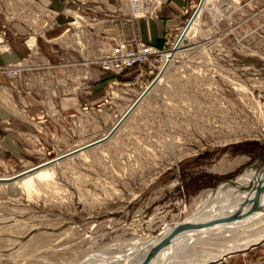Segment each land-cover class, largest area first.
I'll list each match as a JSON object with an SVG mask.
<instances>
[{
	"label": "rangeland",
	"instance_id": "obj_1",
	"mask_svg": "<svg viewBox=\"0 0 264 264\" xmlns=\"http://www.w3.org/2000/svg\"><path fill=\"white\" fill-rule=\"evenodd\" d=\"M196 1L158 50L171 48ZM64 2L58 10L71 19L49 17L55 24L46 28L30 4L51 9L53 3L0 0V66L26 68L15 79L0 74V89H8L0 91V177L103 141L139 105L111 139L59 162L51 178L36 179L32 188L0 184V264H131L142 241L166 239L200 213L202 197L248 171L264 172V0H212L209 12L207 3L197 34L167 54L174 61L188 48L176 64L184 71L171 69L173 77H162L136 104L153 74L135 84L138 67L116 76L98 69L111 46L98 24L101 10L110 21L127 9H112L120 0ZM21 15L37 18L30 29ZM35 36L37 45L28 49ZM12 53L11 65L4 57ZM78 70L101 74L76 78ZM141 82L150 83L140 93ZM256 228L263 232L264 224ZM249 233L206 236L154 264H243L264 254V241L234 252ZM224 251L232 258L222 259ZM211 253L219 257L210 260Z\"/></svg>",
	"mask_w": 264,
	"mask_h": 264
},
{
	"label": "bare ground",
	"instance_id": "obj_2",
	"mask_svg": "<svg viewBox=\"0 0 264 264\" xmlns=\"http://www.w3.org/2000/svg\"><path fill=\"white\" fill-rule=\"evenodd\" d=\"M145 1H149V0H139L137 3H133L129 5V3L126 0H123L122 6L125 9H128L130 6L136 11H140L139 7L142 5V2ZM152 1L154 2L155 6L157 5V2L159 4L158 0H152ZM206 2L207 0L200 1L199 7L196 11L197 13L195 12L193 14L191 18V22L184 29L183 35H180L178 37L176 43L174 44V48L169 51L170 53L173 50L177 49L179 44L182 43L183 40L185 43H187L186 38L190 36V34H194V32L195 33L197 32L196 26ZM141 9L142 12L145 11L143 6H141ZM37 10L39 15H41L42 17L46 14V12L43 9L37 8ZM118 10H122V8L120 7ZM59 16L60 14L58 13L57 17ZM66 16L67 15L65 14L64 17L66 18ZM69 18L71 19L70 16ZM36 19L37 18L34 17L32 18V21L35 23ZM111 22L112 24L110 25ZM130 23H125L121 19H114L110 21L107 20V22H105L103 26L105 28H109L107 31L110 33V35L105 38L107 39L106 43L108 45L110 44L108 38H112L114 44L134 38L131 37L130 35L128 36V33H130L131 31ZM52 24L55 23L52 22L50 25L46 24V26L51 27ZM103 27L101 28L103 29ZM30 43L31 44L27 45L28 49H30V47H33L32 44L37 45V36L32 37ZM169 52L164 54L165 62L158 74H160V72L163 71L162 69L164 65L167 64V62H168V68L174 62L172 61L173 58L167 55ZM172 56L174 57V55ZM9 68L20 69L22 67H16L15 65H12L9 66ZM166 69L167 67L165 68L164 72L160 74L159 77H157L158 76L157 74L156 76L157 78L155 77L156 79L153 81L150 89L145 91L143 90L144 91V92L142 91L143 94L138 98L135 104L140 102V99H142L143 96L148 91L151 92L154 88L157 89L156 84L159 82V80H161L162 77H164ZM181 70L183 72L184 68H180L179 72H181ZM197 72L193 71L191 73L193 75H199L201 71H199L198 73ZM21 75L22 73L18 77H20ZM15 78L16 77H13L12 79ZM7 90H8L7 88L0 89L2 93H7L8 92ZM138 105L139 103L135 106L133 105L134 107L132 106L133 108H131L128 112H124L125 114L121 117V119L117 123H115L113 128H111L110 131L108 130V133H106V135L104 134L105 136L103 135L104 142L105 140L111 139L114 136V134L119 130V128H121L122 124H124V122H126L127 119L130 118V116L133 114L132 112L135 110L136 107H138ZM101 141L92 143L88 146H84V148L82 149L79 147V149L77 148V151L75 149L74 151L69 152L66 155L64 154L59 157L57 156V158L54 159L52 162L43 165L41 164L40 166H36L35 168L29 169L16 176L0 177V184L18 181L15 184L18 183L24 187L32 188L33 187L32 185L34 184L36 179L42 181L51 178L54 171L53 167L56 164L65 161L76 154H81L82 152L87 151L94 146L99 145L100 143L103 142ZM200 200H201L199 203L200 213H197L195 216H193L188 223H185L180 228L172 231L166 239L148 238L145 239V241H142L140 248L136 250L138 251V253L132 256V258H134V261L131 264H154L155 262L158 261L161 262V260L162 262H165L169 259V258L167 259L166 257L173 256L174 254H176V252H182L183 250L185 252L187 251L185 250L187 247L193 248L194 245H197L200 241L203 240V238H206V236H210V235L217 236L215 234L218 233L227 234L229 236L244 237L243 232L245 231H248V233L250 232L249 234L245 235L248 236V238L245 239L246 243L234 247L235 253L241 251L244 252L247 249L251 248L253 245H256L264 241V231L262 232V230L256 228V226L264 224V172L259 173V175H255L254 173H252V171H248L243 176H241L240 179H238L236 182L231 183L230 185L222 188L221 190L205 195ZM230 203H232L233 206H238V204L240 205L242 203L243 204L241 205L242 207L240 206L239 209L235 207L225 209L224 205H229ZM255 231L257 232L258 235L253 237L254 235L252 236L251 233ZM201 243L202 242H200L199 244ZM155 248L157 249L155 250L154 254L150 256L147 260H145V258L149 255V253L153 251V249ZM228 251H224L221 253L222 259L223 258L225 259V257L226 258L229 257ZM218 257L219 254L218 255H216V253L215 255L212 254L210 255V260H214L215 258ZM230 257L232 258V256Z\"/></svg>",
	"mask_w": 264,
	"mask_h": 264
},
{
	"label": "built area",
	"instance_id": "obj_3",
	"mask_svg": "<svg viewBox=\"0 0 264 264\" xmlns=\"http://www.w3.org/2000/svg\"><path fill=\"white\" fill-rule=\"evenodd\" d=\"M75 1L76 0H70V3L73 4L75 3ZM120 1L122 3L123 0ZM126 1L130 5L133 3H137L139 0ZM141 6H143V8L145 9L144 12H142ZM141 6L139 7L140 11H136L129 6V8L127 9V15H125V17H116V19H121L125 23H130L135 19H154L158 16V12L160 9L158 2L155 6L154 2L152 0H149L142 2ZM101 12L103 13V17H105V19H101L100 21H98V24L103 27L105 22H107L109 16L104 10H101ZM102 30L105 38L110 35V33L107 31V28L103 27ZM175 38L177 37L175 36ZM108 40L110 41L111 46L107 51L103 53L102 57H100L98 67H100L101 70L109 72L115 76L121 75L131 68L138 67V73L133 76V81L135 84H137L139 82V79L143 76H150L153 74L155 78L165 62L164 54L172 50L174 48V44L176 43V40L170 42L169 45L171 46V48L163 53L156 48L144 44L142 41L136 38L118 42L115 44L113 43L112 38H108ZM22 68L16 69L9 68V66H0V74H5L10 78L18 77L24 71V69H26ZM139 84L138 85L141 88H143L142 86L146 85H143L142 82ZM243 264H264V254L252 260L243 262Z\"/></svg>",
	"mask_w": 264,
	"mask_h": 264
},
{
	"label": "crops",
	"instance_id": "obj_4",
	"mask_svg": "<svg viewBox=\"0 0 264 264\" xmlns=\"http://www.w3.org/2000/svg\"><path fill=\"white\" fill-rule=\"evenodd\" d=\"M22 1L24 3H26V4L33 3V0H31V1H29V0H22ZM40 1L42 3H44V4H46V5L47 4H50V3L51 4L52 3L54 4L51 9H48L47 7L39 6L37 4L36 5L30 4L34 9H36V10H37V8L38 9H43L46 12V14L43 17L44 18H47V21H44L43 18L41 17L43 26L46 27V28H50V27L46 26V24L49 25V23H48V18L49 17H53V21H54V19L57 17V14L58 13L60 14V16L57 17V19H59L62 14L69 15V11H64L63 12L62 10H58L59 7L62 6V4L65 3L64 2L65 0H40ZM158 1H159V8H160V10L158 12L159 19L158 20H136V21L131 22L130 23L131 24L130 25L131 26V31H130V33H128V36L130 35L131 37H134L136 39H139L142 42H144L145 44H147V45H149V46H151L153 48L162 49L163 46H164L165 38H167V34L168 33H172L175 30H178V28L181 26L182 17H183V11L182 10L183 9H186L189 6L190 3L193 5L197 1L196 0H158ZM200 1L201 0H199L198 4L196 5V11H197V9L199 7ZM207 3H208V5H207ZM211 4H212V0H209V2L207 0V2L205 3V6L207 5V8L206 9L204 8L205 11H208V12L209 11H212V8L213 7H212ZM120 7L122 9H125L122 6V4H120L117 8H112V9L118 10ZM15 8H17V7H15ZM205 11H203V12H205ZM28 16H29V19H28ZM21 18H23V20H25L26 22L30 23V24H28V27H26L28 29L31 28V24L32 23L34 24V22L32 21V18H34V16H32V15H21ZM62 18H64V17H62ZM200 18H201V14H200ZM200 18L198 20V23L200 21ZM189 20L186 23V25H184V27L179 32V35L175 39L176 41H177L178 37L183 34V30L187 26V24L189 23ZM56 21L58 22V20H56ZM198 23H197V26H198ZM111 24H112V22L110 23V25ZM32 26H34V25H32ZM197 26H196V29H197ZM100 27H102V26H100ZM23 28L24 27L23 26H20L19 24L13 25V29H15L18 33H22ZM193 40H194V38L190 39L189 42H192ZM189 46L190 45L188 44L185 47H189ZM184 49L185 50L183 52H180L177 55L176 59L170 65V67L168 68V70L166 69V72H165L164 77H168L169 80L171 79V77H173V73L171 72V69L178 68V65H176V64H178V62L182 59L185 51L188 48H184ZM17 50H22V47L19 45L18 48H17ZM15 55L16 54H14V53L6 55L4 57L5 62L10 63L12 65L14 63V61L16 60V56ZM72 66L73 65L71 64L70 65V68ZM98 69H99V67H98ZM179 70L180 69L178 68V71ZM97 71L98 70H92V72L89 75H88L87 71H85V74L87 73L86 74L87 75L86 77L88 79L96 78L93 75H96L98 77L99 76L98 74H101L99 72L102 71V70H100L99 72H97ZM102 72H104V71H102ZM105 73H108V72H105ZM80 74H82L81 71H79V73L77 74L76 78H79L80 77L79 76ZM159 82H160V80H159ZM148 84H146L144 86V88L140 91V93L145 89V87ZM86 86L88 87L87 84H86ZM253 256H256V255H253ZM253 256L251 258H253Z\"/></svg>",
	"mask_w": 264,
	"mask_h": 264
},
{
	"label": "water",
	"instance_id": "obj_5",
	"mask_svg": "<svg viewBox=\"0 0 264 264\" xmlns=\"http://www.w3.org/2000/svg\"><path fill=\"white\" fill-rule=\"evenodd\" d=\"M154 81V80H153ZM153 81L151 82V83H153ZM138 100V99H137ZM136 100V101H137ZM135 101V102H136ZM97 142H99V141H97ZM261 190V189H260ZM157 248H155V249H153V251H151L150 253H149V255L145 258V260H147L150 256H152L153 254H154V252H155V250H156Z\"/></svg>",
	"mask_w": 264,
	"mask_h": 264
}]
</instances>
